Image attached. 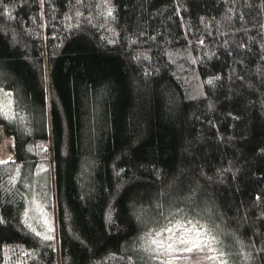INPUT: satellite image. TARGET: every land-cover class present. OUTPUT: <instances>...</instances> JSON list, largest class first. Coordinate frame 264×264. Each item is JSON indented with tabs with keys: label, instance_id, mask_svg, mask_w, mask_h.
<instances>
[{
	"label": "trees",
	"instance_id": "1",
	"mask_svg": "<svg viewBox=\"0 0 264 264\" xmlns=\"http://www.w3.org/2000/svg\"><path fill=\"white\" fill-rule=\"evenodd\" d=\"M0 123V264H149L176 221L264 264V0H0ZM49 161L57 248L22 219Z\"/></svg>",
	"mask_w": 264,
	"mask_h": 264
},
{
	"label": "rangeland",
	"instance_id": "2",
	"mask_svg": "<svg viewBox=\"0 0 264 264\" xmlns=\"http://www.w3.org/2000/svg\"><path fill=\"white\" fill-rule=\"evenodd\" d=\"M1 105L6 111L10 110V98L7 92L1 93ZM14 143L11 134H8L2 123H0V161L11 160L15 156ZM38 174L44 175L46 188L41 190L40 181L31 177L24 184V210L22 219L25 224L36 233L39 237L50 241L57 248V223H56V203L53 185V174L51 162L40 163L35 166ZM16 177V176H15ZM179 223L185 227H191L188 221H176L161 229L151 232L141 241L142 247L146 249L148 255H151L152 261L149 264H226L221 256L217 253L214 243L212 251L208 248L194 250L192 252L181 251L185 245L179 244L175 238L169 240L170 233L164 231L167 227ZM193 225H197L192 222ZM199 226V225H198ZM204 232H206L203 229ZM159 233V235H157ZM179 235V232H177ZM208 238H211L209 235ZM153 240H161L164 247L161 248L153 244ZM168 244H172L175 250H167ZM179 257V259H177ZM215 257V259H210Z\"/></svg>",
	"mask_w": 264,
	"mask_h": 264
},
{
	"label": "snow or ice",
	"instance_id": "3",
	"mask_svg": "<svg viewBox=\"0 0 264 264\" xmlns=\"http://www.w3.org/2000/svg\"><path fill=\"white\" fill-rule=\"evenodd\" d=\"M0 163H4V161H0ZM191 227H185L180 225L179 223L173 225L172 227H167L164 231L170 233L171 235L168 237L169 240L175 238V240L181 244L185 245L181 251L184 252H192L194 250H201L202 248H208L209 251H212V244L215 241V237L208 238L209 233L203 231V226L193 225L192 221H188ZM179 232V235H177ZM159 235V233H157ZM153 244L158 245L159 247L163 248L164 243L161 240H153ZM167 250L173 251L172 244H168ZM179 259V257H177ZM210 259H215V257H210Z\"/></svg>",
	"mask_w": 264,
	"mask_h": 264
}]
</instances>
